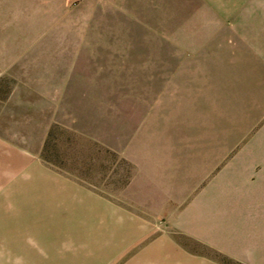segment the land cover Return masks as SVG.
<instances>
[{
    "label": "rangeland",
    "instance_id": "rangeland-1",
    "mask_svg": "<svg viewBox=\"0 0 264 264\" xmlns=\"http://www.w3.org/2000/svg\"><path fill=\"white\" fill-rule=\"evenodd\" d=\"M263 4L34 1L39 59H25L24 70L39 79L40 96L13 95L11 79L0 87L8 104L0 264H109L99 262V247L112 239H99L94 197L127 207L134 161L159 147L150 143L171 138L178 145L166 147L186 154L203 151L207 137L264 140V48H192L208 40L207 29L223 36V25L241 36L256 31L264 44ZM227 9L233 16L222 21L217 11Z\"/></svg>",
    "mask_w": 264,
    "mask_h": 264
},
{
    "label": "crops",
    "instance_id": "crops-1",
    "mask_svg": "<svg viewBox=\"0 0 264 264\" xmlns=\"http://www.w3.org/2000/svg\"><path fill=\"white\" fill-rule=\"evenodd\" d=\"M34 1L38 0H0V87L2 81L15 80L13 95L27 89L30 95L40 96L39 79L24 70L25 59H39L35 55L40 48L39 29L34 28L39 9L34 8ZM260 10L264 11V4ZM217 13L222 21L233 16L231 9ZM223 27V36H215L219 30L207 29L208 40L199 39L191 47L264 48L256 40V31L241 36L237 27ZM179 43H174L175 48L187 47ZM54 46L47 43L46 48ZM235 52L234 57L239 58L240 52ZM47 82L49 85V78ZM51 90L54 95V86ZM7 105L0 100V176L8 174L7 143L1 140L8 124L1 119ZM199 143L203 151L186 154L166 147L178 145L171 138L150 143L159 147L134 161L135 171L126 187L127 207L94 197L99 239H112L105 251L99 247V262L264 264V140L207 137ZM65 186L68 193L88 194Z\"/></svg>",
    "mask_w": 264,
    "mask_h": 264
},
{
    "label": "trees",
    "instance_id": "trees-1",
    "mask_svg": "<svg viewBox=\"0 0 264 264\" xmlns=\"http://www.w3.org/2000/svg\"><path fill=\"white\" fill-rule=\"evenodd\" d=\"M43 159H44L46 162H48V163H52V161H51L50 159H48V158L46 157V155H44V153H43Z\"/></svg>",
    "mask_w": 264,
    "mask_h": 264
}]
</instances>
